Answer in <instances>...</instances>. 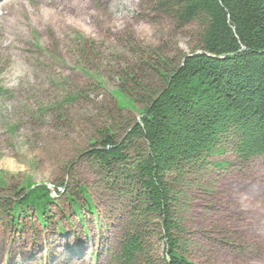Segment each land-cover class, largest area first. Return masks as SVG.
Here are the masks:
<instances>
[{"label": "rangeland", "instance_id": "374dc122", "mask_svg": "<svg viewBox=\"0 0 264 264\" xmlns=\"http://www.w3.org/2000/svg\"><path fill=\"white\" fill-rule=\"evenodd\" d=\"M151 3L0 0V264H119L124 237L139 219L131 198L109 189L84 152L106 126L121 141L140 120L143 105L130 99L140 91L127 79L131 92L124 93L123 70L155 87L159 77L146 66L153 53L176 64L200 31L196 23L176 27ZM209 161L224 167L210 166L183 189L189 261L264 264V156L244 163L229 152ZM27 179L47 184L54 198V187L63 184L59 191L81 205L80 187H86L96 215L83 210L80 220L61 196L49 208L47 226L31 209L14 226L5 210ZM9 240L26 252L10 260ZM148 243L149 255L160 259L162 243Z\"/></svg>", "mask_w": 264, "mask_h": 264}, {"label": "trees", "instance_id": "16d2710c", "mask_svg": "<svg viewBox=\"0 0 264 264\" xmlns=\"http://www.w3.org/2000/svg\"><path fill=\"white\" fill-rule=\"evenodd\" d=\"M151 2L153 11L176 27L196 23L200 29L196 46L189 54H181L176 64L164 53H153L152 63H146L159 77L153 88L142 86L123 70L118 80L126 92H118H131L127 79L134 83L140 94L130 99L143 105L140 120L127 126L121 141L114 126H106L84 156L99 168L109 189L131 198L133 214L139 219L124 237L119 264H193L181 212L186 208L185 183L210 166L224 167L223 163L211 165L212 157L230 152L245 163L264 156V0ZM60 188L64 185L54 187V198L47 184L27 179L16 192L22 194L13 197V205L5 212L19 227L18 216L31 209L40 225L47 226L50 206L64 196L80 220L83 210L96 215L86 187H80L84 205ZM149 238L164 246L160 259L149 255ZM11 248L10 260L26 252L15 244Z\"/></svg>", "mask_w": 264, "mask_h": 264}, {"label": "water", "instance_id": "95a60500", "mask_svg": "<svg viewBox=\"0 0 264 264\" xmlns=\"http://www.w3.org/2000/svg\"><path fill=\"white\" fill-rule=\"evenodd\" d=\"M198 53H200V52H198ZM141 117V116H140Z\"/></svg>", "mask_w": 264, "mask_h": 264}]
</instances>
